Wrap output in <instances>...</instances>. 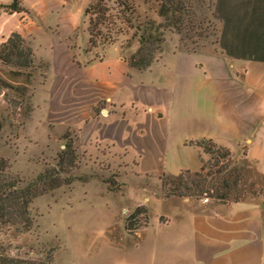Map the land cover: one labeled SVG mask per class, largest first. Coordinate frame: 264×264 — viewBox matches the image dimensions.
<instances>
[{
	"label": "crops",
	"instance_id": "1",
	"mask_svg": "<svg viewBox=\"0 0 264 264\" xmlns=\"http://www.w3.org/2000/svg\"><path fill=\"white\" fill-rule=\"evenodd\" d=\"M93 1L23 0L37 21L13 11L12 23L0 14V44L18 33L48 65L32 95L31 121L48 133L75 131L83 156L129 164L112 166L127 187L142 191L132 209L152 197L173 207L159 219L174 226L173 238L147 242L143 250L173 254L180 264H264V199L209 204L165 198L161 185L158 195L145 183L199 172L209 159L199 143L208 141L264 179V0H213L214 43L179 49L177 40H167L144 71L129 68L119 44L92 59L82 51ZM95 181L82 185H100Z\"/></svg>",
	"mask_w": 264,
	"mask_h": 264
},
{
	"label": "rangeland",
	"instance_id": "2",
	"mask_svg": "<svg viewBox=\"0 0 264 264\" xmlns=\"http://www.w3.org/2000/svg\"><path fill=\"white\" fill-rule=\"evenodd\" d=\"M97 1L90 3L85 13L89 39V30L92 28V43L88 39L82 51L91 53L88 54L90 59L97 57L105 47L119 44L121 55L129 65L130 58L140 46L137 28L144 26L147 21L156 25L169 23L158 14L157 0H121L130 11L119 5L117 0H105L98 12ZM212 1L182 0L186 7H190L191 13L200 12L199 20H204L202 29H196V18L183 15L180 32L161 29L164 38L161 52L167 40H177L179 49H193L205 42L214 43L217 23L210 17ZM13 8L20 10L22 17L28 16L32 21H37L24 7L23 0H0V14L5 13V18L17 23L13 16H9ZM90 20L92 27L89 29ZM160 53L155 54L156 59ZM17 71L20 75L14 76ZM47 72L48 65L42 60H36L31 70H17L0 63V79L10 87L0 86V160L6 162L9 174L17 175L25 183L47 171H58L57 164L62 162L64 173L60 178L65 182L54 191L33 200L30 208L34 223L28 231L0 225V252L4 250L12 257L34 261L49 259L57 264H180L173 254H159L154 248L143 250L147 242L173 238L174 226L159 224L162 215L174 212L169 203H162L152 197L149 205L141 206L146 211L145 215L141 214L137 219L140 225L138 231L143 227L146 229L137 236L127 234L126 218L135 211L132 208L143 198L142 191L135 185L126 186L128 181L116 167L129 164L83 156L75 144L74 137L78 136L75 131L64 132L61 128L51 127L48 133V128L31 121L32 95L45 83ZM17 88H25V95L21 96ZM68 145H72L74 152L72 162L65 155L69 151L65 149ZM208 157L205 163L212 162L209 154ZM233 161L242 169L238 187L242 200L261 202L264 199V179L249 164ZM112 163L116 166H112ZM175 178L152 176L145 183L156 191L155 188L162 181L168 183V188H173L172 181L177 185ZM68 179H72L70 184L66 183ZM92 180L100 185L88 189L82 185ZM166 190H162V196ZM155 193L160 194L158 188ZM188 198L209 204L216 202L205 194L200 198Z\"/></svg>",
	"mask_w": 264,
	"mask_h": 264
},
{
	"label": "trees",
	"instance_id": "3",
	"mask_svg": "<svg viewBox=\"0 0 264 264\" xmlns=\"http://www.w3.org/2000/svg\"><path fill=\"white\" fill-rule=\"evenodd\" d=\"M105 0L97 1V12L101 10V3ZM159 2L158 14L169 21L165 25H156L154 22L147 21L144 26L138 27L140 32V46L136 53L130 58L129 68L138 71H144L156 60L155 54L161 52V47L164 43L161 29H173L181 31L183 15L193 16L197 19L196 29L201 30L204 20H199V11L191 13L190 7H186L182 0H157ZM118 4L124 9H131L121 0H117ZM210 17L217 23V16L214 10V2H211ZM12 11L20 12L13 8ZM195 13V14H194ZM178 25V26H177ZM92 27V20L89 22V29ZM94 29V28H93ZM216 29V39H217ZM92 43V28L89 30ZM194 49V48H193ZM0 63L5 66L13 67L17 70H31L36 64V58L31 48L26 44L24 39L17 33H13L4 43L0 44ZM14 76L20 73L14 72ZM0 86L10 88L9 85L0 79ZM17 92L25 95V88H17ZM30 111V108H28ZM32 110V108H31ZM28 111V112H29ZM2 123L0 119V131ZM199 145L205 153L210 155L212 162L204 163L199 172L183 171L176 176L171 182L173 188H168V183L162 181V190L167 189L163 197H180L186 198L189 196L200 198L202 195H207L209 198L216 201L215 203L238 202L242 200V194L239 192V183L242 179V169L237 167L233 161L229 150L216 147L212 142H200ZM68 149L67 156L69 161L74 159L72 145L66 146ZM65 153V152H64ZM210 164V166H207ZM58 171H47L39 175L35 180L25 183L17 175H12L7 172V164L4 160H0V225L19 227L24 231H28L33 223L34 218L31 214V204L33 200L44 193H49L62 186L65 182L60 178L64 173L62 162L58 163ZM72 179L66 180L70 184ZM86 182V180H84ZM144 208L137 207L135 211L126 218L125 230L129 235H135L140 228L138 216L145 215ZM148 220L145 222V225ZM0 264H57L49 259L34 261L30 259H22L8 255L4 250L0 252Z\"/></svg>",
	"mask_w": 264,
	"mask_h": 264
}]
</instances>
